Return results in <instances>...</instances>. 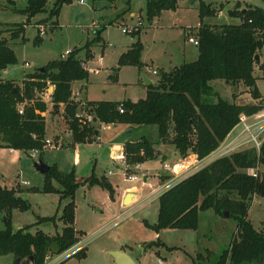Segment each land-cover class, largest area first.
Wrapping results in <instances>:
<instances>
[{
    "label": "trees",
    "instance_id": "trees-1",
    "mask_svg": "<svg viewBox=\"0 0 264 264\" xmlns=\"http://www.w3.org/2000/svg\"><path fill=\"white\" fill-rule=\"evenodd\" d=\"M70 1L56 0L48 17H57L63 3ZM48 2L29 0L20 11L30 18L45 11ZM239 5L229 10L231 15L240 17L239 23L211 24L205 23L203 18L218 14L222 5L200 2L201 23L196 30L198 58L170 70L160 69L157 82L148 85L147 95L136 101L91 100L82 105L72 96L73 82L89 76L84 63L93 55L91 46L96 41H102L101 32L105 26L96 30L95 37L86 43V57L81 58L80 49L73 48L67 56L50 60L43 69L40 67L27 73L22 85L14 79L1 77L2 72L17 63L18 58L8 40L0 39V147L23 150L43 148L46 139V116L43 112L48 110V106L41 94L52 85V102L64 105L63 116L75 142L96 139L97 127L84 121V115L80 114L86 111L94 116V120L107 124L157 125L159 141L173 144L181 156L190 151L197 152L201 157L208 155L238 122L242 112L251 114L260 108L256 103L229 102L218 96L210 84L214 79L241 83L249 87L254 99L262 97L254 71L257 66L264 70V8L247 5L241 9ZM177 6L178 0H147V19L151 21L163 10L176 9ZM26 24H15L17 28L12 32V38L22 36L25 39ZM131 34L138 39L120 55L118 64L135 65L142 69L141 28ZM42 40L39 33L34 43L39 44ZM256 54L260 55V62H257ZM213 95L218 97L217 101H211ZM20 104H23L22 113L19 112ZM154 144L145 135L127 140L124 151L128 163L132 166L157 158L159 154ZM261 165L264 166V143L260 151L249 147L215 160L165 191L159 198L157 221L150 223L145 220L146 226L157 233L165 228L197 229L202 211L213 209L220 215H225L227 211L229 217L237 220V230L230 248L222 252L215 264H264V229H257L248 218L254 196H264V170L260 172L258 169L256 175L247 170L260 168ZM129 171L132 172V169ZM44 176L43 191H57L61 197H70L60 216L64 226L60 233L54 235L43 230L32 233L28 226L14 230L8 218L7 227L0 229V256L12 253L16 259L20 258L16 264H43L48 252L65 250L83 234L75 228L74 197L79 187L75 170L64 173L57 166L50 165ZM53 180L61 184L60 189L54 186ZM84 181L89 185H100L114 197V187L106 176H97L93 171ZM18 193L15 187L0 185V212L7 217L13 208L26 210L30 207L28 200ZM55 218V215L40 216L38 221ZM159 243L163 242L158 238L157 241L146 242V245L151 247ZM86 249L77 255L86 256ZM194 264L204 263L195 259Z\"/></svg>",
    "mask_w": 264,
    "mask_h": 264
},
{
    "label": "rangeland",
    "instance_id": "rangeland-1",
    "mask_svg": "<svg viewBox=\"0 0 264 264\" xmlns=\"http://www.w3.org/2000/svg\"><path fill=\"white\" fill-rule=\"evenodd\" d=\"M28 1L0 0V39L8 40L18 58L17 63L8 66L1 77L15 79L22 85L25 74L43 67L50 60L62 57L63 53L73 48L80 49L81 58L86 57V43L95 37L96 30L105 26L101 32L102 41H96L91 46L93 55L88 61L86 60L90 67L95 68L103 57L102 68L93 70L89 73L88 80H84L86 86L80 97L90 100L143 98L147 88L144 75L151 78L154 83L157 82L158 76L153 73V68L160 66L172 69L194 59L198 47L189 43L184 31L201 23L200 2L205 1L214 6L222 5V14L205 16L203 18L205 23H239L241 20L240 17L229 12L237 6L238 0H178L176 9L161 12L157 20L158 27L157 24L152 23L155 18L151 21L147 19V0H84L83 2L71 0L63 3L59 15L51 19L48 17L49 10L56 0H49L45 11L30 18L27 13L20 11L26 7ZM240 1L239 6H243L241 9H245L247 4L264 8V0ZM131 12L134 13L133 16ZM18 23H27L24 31L25 39L22 36L12 38L11 34L17 28L15 24ZM124 27L141 28L140 39L143 43L141 60L144 67L139 69L135 65H121L116 77L112 78L113 72L119 66L120 54L138 39V36L124 33ZM196 30L197 28L193 30L195 35ZM39 33L43 40L35 44L34 39ZM26 61L29 62V66H25ZM254 75L259 93L264 97V70L257 66ZM210 84L218 96L229 102L253 103L255 100L249 87L244 84L228 83L223 79H214ZM77 85L78 83L74 86L75 90L78 88ZM217 99L218 97L213 95L211 101ZM80 102L86 105L88 100ZM50 113L52 114L51 109ZM101 131L110 139L119 135L138 139L146 135L155 144L159 143L158 126L154 124L118 123ZM50 135L52 136L53 132ZM65 136L66 144L73 143L70 133ZM78 144L80 145L77 148L43 147L36 154L32 150L23 149H16L12 153L7 147H0V179L4 178L0 181V185L5 184L8 188H12L20 183L24 189L21 196L30 204L26 210L13 208L9 217L4 212H0V229L7 227L10 218V225L14 230L28 226L32 233L43 230L54 235L62 231L64 223L60 216L70 197H61L60 192L57 191H43L45 176L35 168V162L43 160L49 165L57 166L64 173L75 170L79 181L74 197L76 224L78 228L86 231L85 235H81V239L86 237L91 239L88 242L86 256L74 255L63 264H117L111 251L119 250L120 247L127 248L134 256L140 252L136 264H160L159 259L162 260L161 264H194L195 259L204 264H215L222 252L230 248L237 230V220L217 214L213 209L200 213L197 229H162L159 232L161 236L159 239L165 244L159 243L151 247H147L146 242L152 241L155 231L146 226L145 220L150 223L157 221L159 200L152 201L112 226L116 216L127 208L120 207L119 199L114 202V197H111L107 189L96 184L90 187L79 180L91 174L95 158L98 159L96 174L102 175L105 172L104 168L108 166L107 156L97 142ZM76 157L78 162L75 161ZM147 161L152 173L158 174L164 171L161 158ZM258 169L261 172L264 166L255 168L256 172ZM139 175H143L142 172ZM157 176L150 180L155 186L159 182ZM24 181H27L28 185H24ZM113 181L118 185L119 190L123 186L140 185V181L124 183L122 174L114 175ZM53 184L57 189L61 188L57 180H53ZM151 187L146 188L145 193L150 192L154 186ZM53 215L56 216L55 220L38 221L40 216ZM248 218L257 229H264V196H254ZM157 240L158 238L154 239ZM139 248L141 251L138 250ZM16 263L17 259L12 253L0 257V264Z\"/></svg>",
    "mask_w": 264,
    "mask_h": 264
},
{
    "label": "built area",
    "instance_id": "built-area-1",
    "mask_svg": "<svg viewBox=\"0 0 264 264\" xmlns=\"http://www.w3.org/2000/svg\"><path fill=\"white\" fill-rule=\"evenodd\" d=\"M84 0H80L83 2ZM134 30H137L135 27H124V33H132ZM189 42H193L198 45L199 41L197 38L193 36L188 37ZM70 51H67L63 54V57L67 56ZM26 66H29V62H26ZM84 66L88 71H93L88 66L87 61H85ZM154 73L157 74L158 71L154 70ZM51 86V85H50ZM52 92L45 91V95L41 96L45 102H52ZM79 92H75L73 90V98L78 96ZM47 104V103H46ZM259 105V109L254 113H246L242 112L239 115L238 122L232 127V129L228 132L226 137L219 143V145L211 151L208 155L201 157L195 151H190L186 155L182 156L179 160L174 162H164L163 169L166 172L167 178L165 182L160 183L157 187L153 188L152 191L143 198L136 199L131 205L127 207V209L116 216L113 220L112 226L126 219L128 216L132 215L139 209L146 207L154 200H159L162 194L167 191L169 188L174 186L179 181L184 178L193 175L194 173L200 171L201 169L207 167L215 160L229 156L235 152L242 151L246 148L253 147L260 151L261 146L264 143V97L257 99L256 102ZM120 111L123 112V108L120 107ZM19 112H23V104L19 106ZM84 121L88 123H93L94 116L90 113L84 114ZM98 121V120H97ZM100 122V121H99ZM103 123V122H100ZM43 147H57V144L51 139H45V144ZM34 154H36L39 149L32 150ZM113 160H117L122 164V174L125 181H135L142 180L143 175H139L134 169H138L140 167V163H136L134 165H130L127 161V155L125 151L122 149L119 153L112 155ZM134 168V169H133ZM132 169V172L129 171ZM134 170V171H133ZM250 174L256 175L255 168H249L247 170ZM24 183H28L24 181ZM91 239L86 237L81 239V236L78 241H76L73 245L69 246L65 250L61 252H48L43 264H61L65 262L68 258L77 255L80 251L88 247V242ZM159 263H162V260L159 259ZM24 264V263H21ZM30 264H33L30 262Z\"/></svg>",
    "mask_w": 264,
    "mask_h": 264
},
{
    "label": "crops",
    "instance_id": "crops-1",
    "mask_svg": "<svg viewBox=\"0 0 264 264\" xmlns=\"http://www.w3.org/2000/svg\"><path fill=\"white\" fill-rule=\"evenodd\" d=\"M239 1V3L237 2V4H240L241 3V1L240 0H238ZM248 5V4H247ZM243 6H241V8H242ZM219 15L220 14H222V11H220L219 13H218ZM131 15L133 16L134 15V13H132L131 12ZM161 15V14H160ZM160 15L159 16H157V17H155V19L152 21V23H155V24H157V26L156 27H158V22H157V20L159 19V17H160ZM160 21V20H159ZM200 25V24H199ZM198 25V26H199ZM198 26H196V27H192V28H189L188 27V29L187 30H185L184 31V35H185V38H187L188 39V37L189 36H193L194 38H196V35H195V33H193V30H195ZM105 41V40H104ZM105 43V45H106V42H104ZM133 43V42H132ZM189 43H191V44H194L195 46H197L198 47V45H196L195 43H193V42H189ZM130 47V46H129ZM128 47V48H129ZM127 48V49H128ZM185 49V51H186V48H184ZM126 51V50H125ZM125 51H123V52H125ZM122 52V53H123ZM121 53V54H122ZM64 54V53H63ZM63 54L61 55V56H63ZM120 54V55H121ZM194 55H195V57H194V59H191V60H189V61H194V60H196L197 58H198V56H199V49H198V53H194ZM120 57V56H119ZM102 59H103V57H101L100 58V62H99V67L97 66V67H95V68H93V67H90L89 66V64H88V66L90 67V68H92V69H101L102 67H101V64H102ZM118 60H119V58H118ZM260 60H261V58H260ZM88 61V60H87ZM189 61H185V62H189ZM27 62V61H26ZM87 63H89V62H87ZM26 64V63H25ZM147 65H148V63H146ZM181 65V64H180ZM26 66V65H25ZM117 69L113 72V74H112V78H115L116 77V74L118 73V69L120 68V66H117L116 67ZM160 69H164V70H170V69H165L164 67H160V66H157L156 68H153V73H154V70H157V71H159ZM4 71H6V69L4 70ZM90 72H93V71H89V73ZM28 73H30V72H28ZM155 74V73H154ZM25 76H26V74H25ZM145 76V75H144ZM25 78V77H24ZM24 78H23V80H24ZM147 78H149V77H147ZM8 79H10V78H8ZM151 81H152V83H154L153 82V80L151 79V78H149ZM15 80V79H14ZM22 80V81H23ZM88 80V79H87ZM15 81H17V80H15ZM76 83H78V85L76 86V87H78L76 90L74 89V86L76 85ZM86 86V83H84V80H77V81H74L73 82V84H72V87H73V90L75 91V92H79V95L78 96H76V97H74V99L75 100H77V101H82V100H84V101H86V100H88V101H91L90 99H83V98H81L80 96H81V94L82 93H84V87ZM146 91H145V95H144V97L147 95V90H148V85L146 84ZM53 90H54V86H49V88H48V91H50V92H53ZM45 95V92H43L42 94H41V96H44ZM143 97V98H144ZM124 99H131V98H124ZM138 99H140V98H138ZM138 99H131V100H134V101H136V100H138ZM96 100H123V99H96ZM257 102V99H255L254 100V102L253 103H256ZM47 103V106H48V110L47 111H45V112H43V115H45L46 116V138L47 139H51V140H53L56 144H57V147L56 148H61V147H67V146H70V147H73V148H77L80 144H78V142H75L74 141V139H73V143H67L66 144V134L67 133H70L71 134V136H72V133H71V131L69 130V128H68V125H67V123H66V120H65V118H64V116H63V111H64V105L63 104H59V113L57 112H53V106H54V103L53 102H51V101H49V102H46ZM239 104H244V103H239ZM51 109V112H52V114L50 113V109ZM87 112L86 111H82L80 114H86ZM91 114V113H90ZM50 116V118L48 119V117ZM93 124L97 127V136H96V139L95 140H93L92 142H97V143H99V145L102 147V151H104L105 152V155L107 156V158H106V162H107V168H104V173L102 174V175H104V176H106L109 180H110V182L112 183V185H113V187H114V190H115V196H114V202H116L118 199H119V203H120V207L122 208V206H123V208H127L129 205H131L136 199H140V198H143V197H145L146 195H148L151 191H152V189L153 188H155V187H157L160 183H162V182H165V180H166V178H167V175H166V172L165 171H161V172H159L158 174L157 173H152V171H150V166H149V164H148V162L149 161H145V162H143V163H140V167L138 168V169H134L138 174L140 173V172H142V174H143V179L142 180H135V181H140V185H129V186H123L120 190H119V188H118V185H116L115 183H114V181H113V176L114 175H121L122 174V164H121V162H119V161H117V160H113V158H112V155H114V154H116V153H119L120 152V150H124V143L127 141V140H136V139H131L129 136H127V137H122V135H119V136H116V137H114L113 139H110V138H107L106 137V135H104L103 134V132L101 131V130H104V129H106V128H109L111 125H115V124H107V123H100L99 121H97V120H94L93 121ZM51 132H53V135L51 136L50 134H51ZM146 136V135H145ZM148 137V136H147ZM72 138H73V136H72ZM149 138V137H148ZM158 144H154V146H155V148H156V150L158 151V154H159V156L157 157V158H161V160H162V163H164V162H174V161H177V160H179L182 156H181V154L178 152V150L176 149V147L173 145V144H171V143H162V142H160L159 140H158ZM157 143V142H156ZM50 148V147H49ZM8 149H10L11 150V152L13 153L16 149H13V148H8ZM76 153H78V151H76ZM76 160V162H78V160H77V157L75 158ZM97 161H98V159H96L95 158V160H94V165H93V169H92V172L94 171L95 172V174H96V170H95V168H96V166H97ZM133 170V171H134ZM92 172H91V174H92ZM90 174V175H91ZM89 175V176H90ZM97 176H102V175H98V174H96ZM158 175V176H157ZM89 176H87V177H89ZM122 176H123V174H122ZM158 177V179H159V182H158V184L155 186V184H154V182L153 181H150L151 180V178L153 177ZM164 176H166V178L164 177ZM76 177H77V175H76ZM87 177H82V179H79L80 181H83V183L84 184H88V183H86L84 180L87 178ZM83 178H84V180H83ZM4 178L3 177H1V179H0V181H2ZM78 179V178H77ZM135 181H125L124 180V178H123V182L124 183H132V182H135ZM23 184L24 185H28V183H24L23 182ZM89 185V184H88ZM87 185V186H88ZM1 186H6V187H8L7 185H5V184H1ZM90 186V185H89ZM153 188H152V187ZM15 188H17L18 190H19V195L21 196V193L23 192V188L21 187V184L20 183H18V184H16L15 186H14ZM90 187H92V186H90ZM152 188L151 190H150V192H147V193H145L146 192V188ZM13 188V187H12ZM131 193H133V198H132V202H130L129 204H127L126 202H125V200H126V196L128 195V194H131ZM122 208V209H123ZM121 213V212H120ZM119 213V214H120ZM155 223V222H154ZM22 228V227H21ZM75 228L77 229V230H79V231H82L83 232V234L82 235H85V230H83V229H81V228H78L77 227V224H76V214H75ZM20 229V228H19ZM58 233H60V232H58ZM159 236V237H158ZM161 236H160V233H157V232H155L154 233V235H153V238L151 239L152 241H154V239H156V238H160ZM141 248H142V251H143V247L141 246ZM87 250H88V247H87V249H86V254H87ZM119 250H122V251H125V252H127L129 255H131V256H133L134 257V254L133 253H130V251L127 249V248H124V247H120L119 248ZM8 255V254H7ZM139 255H140V253H139ZM3 256V255H2ZM1 257V256H0ZM136 261V260H135Z\"/></svg>",
    "mask_w": 264,
    "mask_h": 264
},
{
    "label": "water",
    "instance_id": "water-1",
    "mask_svg": "<svg viewBox=\"0 0 264 264\" xmlns=\"http://www.w3.org/2000/svg\"><path fill=\"white\" fill-rule=\"evenodd\" d=\"M256 60L257 62H260V55L259 54H256ZM43 69V67H42ZM144 82L147 84V85H150L152 83V81L147 78V76H144ZM55 112L57 113L59 111V104H54L53 106ZM49 167L50 165L45 163L43 160H39L37 162H35V168L40 171L42 174H45L48 170H49ZM133 198V193L131 194H128L126 196V200L125 202L127 204H129L131 202ZM225 215L228 216V212L226 211L225 212ZM139 251H141V248L138 249ZM139 253L136 254L134 257L129 255L127 252L125 251H122V250H114V251H111V254L113 255L115 261L117 264H136V258L139 257ZM17 261H20V258L17 259Z\"/></svg>",
    "mask_w": 264,
    "mask_h": 264
},
{
    "label": "bare ground",
    "instance_id": "bare-ground-1",
    "mask_svg": "<svg viewBox=\"0 0 264 264\" xmlns=\"http://www.w3.org/2000/svg\"><path fill=\"white\" fill-rule=\"evenodd\" d=\"M134 197V196H133ZM132 202V201H131Z\"/></svg>",
    "mask_w": 264,
    "mask_h": 264
}]
</instances>
